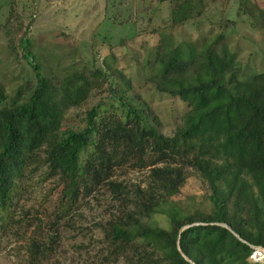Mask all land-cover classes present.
Here are the masks:
<instances>
[{"label":"trees","instance_id":"1","mask_svg":"<svg viewBox=\"0 0 264 264\" xmlns=\"http://www.w3.org/2000/svg\"><path fill=\"white\" fill-rule=\"evenodd\" d=\"M171 2L172 28L204 10L202 0ZM248 4L243 0L240 9L264 29V10ZM224 41L219 33L200 48L184 47L160 35L148 81L187 106L172 136L160 134L145 111L132 105L129 79L96 69L57 80L32 65L28 97L0 108V229L13 222L21 182L41 168L55 182L63 212L99 187L117 194L122 206L106 237L122 264H251V247L264 249V72L239 80L236 55ZM19 47L26 61L34 59L27 38ZM93 90L105 95L77 116L82 125L58 136L67 112ZM106 100L110 114L101 111ZM125 166L146 171L143 187L112 180ZM189 169L204 185L202 203L193 210L172 200ZM155 214L166 216L168 229L146 222ZM31 251L41 255L37 243Z\"/></svg>","mask_w":264,"mask_h":264},{"label":"rangeland","instance_id":"2","mask_svg":"<svg viewBox=\"0 0 264 264\" xmlns=\"http://www.w3.org/2000/svg\"><path fill=\"white\" fill-rule=\"evenodd\" d=\"M202 2L200 16L172 28L171 0H0V87L5 95L0 108L28 97L35 82L32 65L57 80L101 69L118 81L129 79L126 95L132 105L145 111L160 134L172 136L182 126L187 106L156 92L148 81L160 35L172 36L177 45L200 48L222 33L227 49L236 55L239 80L264 72V29L240 9L243 0ZM248 3V8L256 4L264 10V0ZM23 38L29 40L32 61L24 59L19 47ZM102 91L93 90L79 108L67 112L58 136L82 125L77 116L96 105L105 95ZM109 103L101 111L110 114ZM112 180L131 189L143 187L146 171L125 166L113 172ZM54 184L41 168L21 182L13 222L0 229V264H122L111 255L106 237L122 206L117 194L99 187L63 212ZM203 193L204 185L189 169L173 205L196 209ZM146 222L169 228L162 214ZM33 243L40 246L38 258L31 251Z\"/></svg>","mask_w":264,"mask_h":264},{"label":"built area","instance_id":"3","mask_svg":"<svg viewBox=\"0 0 264 264\" xmlns=\"http://www.w3.org/2000/svg\"><path fill=\"white\" fill-rule=\"evenodd\" d=\"M252 252L248 257L251 264H264V249L259 247H251Z\"/></svg>","mask_w":264,"mask_h":264},{"label":"water","instance_id":"4","mask_svg":"<svg viewBox=\"0 0 264 264\" xmlns=\"http://www.w3.org/2000/svg\"><path fill=\"white\" fill-rule=\"evenodd\" d=\"M187 227H188V226L183 227L179 232L181 233V232H182L184 229H186ZM223 227L227 228L226 226H223ZM233 235H234L238 240H240V238L238 237V235H236V234H234V233H233ZM178 251L181 253V251H180L179 248H178ZM181 255H182V253H181ZM182 256H183V255H182ZM183 258H184L185 261L191 263L190 260H189L188 258H186L185 256H183Z\"/></svg>","mask_w":264,"mask_h":264}]
</instances>
